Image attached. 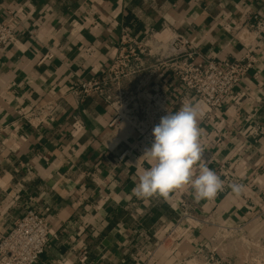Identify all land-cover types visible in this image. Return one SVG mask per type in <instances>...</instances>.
<instances>
[{
  "label": "crops",
  "instance_id": "0c3cea01",
  "mask_svg": "<svg viewBox=\"0 0 264 264\" xmlns=\"http://www.w3.org/2000/svg\"><path fill=\"white\" fill-rule=\"evenodd\" d=\"M0 21L17 35L0 48V235L32 208L50 225L35 264H176L208 248L224 264H264V29L250 26L264 22V0H0ZM123 30L151 33L166 52L180 34L205 57L253 61L214 111L166 67L111 87L142 105L161 94V116L200 106L201 162L230 181L214 200L196 201L190 186L137 198L134 177L150 167L142 155L151 143L103 96L71 91L108 78ZM48 101L56 109L40 122ZM224 226H242L260 249L249 255Z\"/></svg>",
  "mask_w": 264,
  "mask_h": 264
},
{
  "label": "built area",
  "instance_id": "2783aa9c",
  "mask_svg": "<svg viewBox=\"0 0 264 264\" xmlns=\"http://www.w3.org/2000/svg\"><path fill=\"white\" fill-rule=\"evenodd\" d=\"M250 26L261 31L264 29V22L257 21ZM152 39L151 33L135 36L128 30H123L118 51L107 70L108 78L82 80L71 90L83 98L92 93L103 96L116 108V119L130 121L150 143L153 140L152 130L164 113L163 96L155 93L150 98H145L146 103L142 105L138 103L137 94L123 93L115 97L111 87L119 88L123 79L141 71L166 67L187 91L197 95L214 111L223 107L253 65L248 56L247 60L205 57L195 49L188 38L180 34L172 39L170 52H166L162 46H152ZM16 41L15 27L0 21V48ZM55 109L54 101H48L38 107L36 112L40 113L39 121H44ZM229 183L230 181L225 182V185ZM172 234L173 231L168 236ZM222 234H225L223 236L228 240L232 239L235 243L245 245L249 255L250 252L260 249V243L251 240L243 232L242 226L237 228L224 226ZM49 236L48 219L29 208L15 220L7 234L0 235V264H35L44 253ZM208 249V252L200 249L176 264H224L215 249ZM259 255L262 257V252Z\"/></svg>",
  "mask_w": 264,
  "mask_h": 264
},
{
  "label": "clouds",
  "instance_id": "9594fccd",
  "mask_svg": "<svg viewBox=\"0 0 264 264\" xmlns=\"http://www.w3.org/2000/svg\"><path fill=\"white\" fill-rule=\"evenodd\" d=\"M166 112L152 130L151 146L144 149L142 156L150 167L134 177L133 194L139 199H168L175 190L190 186L196 201L214 200L224 191L225 181L201 162L203 147L199 121L203 113L200 106L185 103L178 111ZM228 187L236 195L244 189L239 183Z\"/></svg>",
  "mask_w": 264,
  "mask_h": 264
}]
</instances>
